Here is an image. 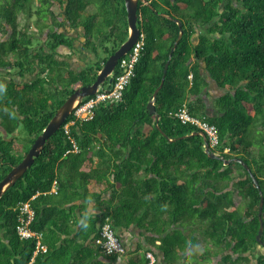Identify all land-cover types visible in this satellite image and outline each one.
I'll list each match as a JSON object with an SVG mask.
<instances>
[{"label": "trees", "instance_id": "trees-1", "mask_svg": "<svg viewBox=\"0 0 264 264\" xmlns=\"http://www.w3.org/2000/svg\"><path fill=\"white\" fill-rule=\"evenodd\" d=\"M147 2L153 9L138 8L143 49L122 100L99 105L92 120L70 127L76 153L64 131L71 114L0 199V264H108L119 257L151 264L148 252L153 264H264L257 241L264 197V0ZM161 14L182 23L171 58L180 28ZM128 35L124 0H0V182L65 100L96 81ZM80 36L96 62L73 70L58 60L59 49L73 50ZM14 75L32 80L17 83ZM206 76L222 92L210 105ZM159 88L152 115L148 104ZM184 108L217 128L219 144L209 149L216 158L193 135L197 126L176 116ZM90 200L100 214L76 219L74 202ZM27 202L35 212L30 228L46 248L37 255V239L21 240L16 229ZM106 222L115 232L138 227L150 249L104 254L96 240Z\"/></svg>", "mask_w": 264, "mask_h": 264}, {"label": "built area", "instance_id": "built-area-1", "mask_svg": "<svg viewBox=\"0 0 264 264\" xmlns=\"http://www.w3.org/2000/svg\"><path fill=\"white\" fill-rule=\"evenodd\" d=\"M143 45L144 35L140 34L138 41L134 44L130 52L119 60L118 72L116 74L114 72L111 75L112 81H107L106 83L101 84L94 95L83 99L73 111L72 115L74 118L71 122L64 125L65 134L73 145L72 152H78V146L70 136V127L77 122L84 123L92 120L95 115V110L99 105L116 103L122 100L126 87L135 75V66L139 61ZM176 116L184 123L191 122L196 125L200 132L205 133L207 137L206 148L208 146L209 149H216L219 144V137L218 130L215 126L200 122L198 119L191 117L188 115L185 108L180 110ZM56 190L57 187L55 182L53 191L56 193ZM35 197L36 196H34L33 199H35ZM34 219L35 212L32 209L30 202L21 204L17 217V234L21 240H30L32 238L37 239L36 251L34 253V255H37L40 250L46 252V248L41 245V242L38 239L39 237L37 238V233L30 228ZM96 243L106 255L123 256L126 252L125 246L120 241L112 224L109 222L101 225ZM147 257L151 259L150 263L153 264L155 259L152 254L147 253ZM30 264H32V262Z\"/></svg>", "mask_w": 264, "mask_h": 264}, {"label": "water", "instance_id": "water-1", "mask_svg": "<svg viewBox=\"0 0 264 264\" xmlns=\"http://www.w3.org/2000/svg\"><path fill=\"white\" fill-rule=\"evenodd\" d=\"M126 12H127V23H128V29H129V35L127 40L119 47V49L109 56L108 60L105 62L103 68L99 71L96 81L89 85V86H83L74 91L72 95H70L64 102V104L56 111L54 117L49 122L43 133L38 136V138L34 141L31 148L23 158V160L16 166L12 167L11 171L7 174V176L0 182V199L2 196L6 193L8 189H10L20 178L23 177V175L30 169L35 159L40 156L42 153L45 144L47 140L54 135L65 123L67 118L73 113V111L77 108V106L81 103V101L87 97H90L94 95L99 86L101 84H104L107 80L109 82L112 81V79H109L111 75L115 72V69L117 67L118 61L124 57L126 54L130 52L134 44L138 41L141 31L138 28V8L139 3L145 4L149 7L151 5L147 2V0H124ZM152 8V7H151ZM153 9V8H152ZM163 17L173 20L175 23L178 24L180 28V35L175 42L171 53L170 58L172 54L174 53L180 39L183 36V30H182V23L179 20L173 19L171 16L167 14H161ZM169 62L166 64L164 74L167 71ZM162 85L160 86V88ZM159 89L156 90L152 101L148 104V110L150 114L155 115L156 109L154 105L155 97L157 96ZM158 121L159 117L156 115V127L158 128ZM163 134V133H162ZM194 136H201L204 140V142H207V137L205 133L203 132H195L193 133ZM166 137V136H165ZM167 138V137H166ZM172 142L173 140H169ZM206 153L209 154V157L211 159L216 158L214 154H211L209 151V148L207 146ZM237 163L241 164L249 173H251V170L249 167L245 164V162L241 159L236 160ZM230 161L226 162V165H229ZM252 179L254 180L255 184L258 185V181L255 179L254 175L251 174ZM264 207V197H261L260 200V206H259V222H260V228L257 234V241L264 247V243L261 240V236L264 232V221L261 217Z\"/></svg>", "mask_w": 264, "mask_h": 264}, {"label": "crops", "instance_id": "crops-1", "mask_svg": "<svg viewBox=\"0 0 264 264\" xmlns=\"http://www.w3.org/2000/svg\"><path fill=\"white\" fill-rule=\"evenodd\" d=\"M82 33V32H79ZM71 35L74 37L78 36V32H71ZM84 41V38L80 36L79 40L74 41V49L70 50L68 48H60L59 53L60 56L58 57L59 61H68L70 63L71 69L75 70H81L82 68L86 67L87 65H91L96 61H93V57H95L93 54L88 55L87 52H83L82 50V42ZM102 55L100 58L102 59ZM99 59V60H101ZM205 76V75H204ZM207 77V76H206ZM15 81L17 83H28L32 80L30 76H25L24 78H19L16 75L13 76ZM208 82V95L205 94V97H209L211 100L209 101L208 105L212 104L219 96L222 95V92L217 88L216 84L213 83L209 77H207ZM211 113H215L212 109L210 110ZM52 193L55 194V191L52 190ZM108 194H106L104 197H107ZM74 205H76V219L81 220L82 214L94 216L99 215V211L96 210V201L90 200L88 202L84 201H75ZM82 211H81V210ZM81 222V221H79ZM72 223V222H71ZM80 224V223H79ZM117 236L119 237L120 241L125 246L126 250L129 252H136V251H147L150 249L149 245L146 244L145 236L146 234L140 230L138 227H131L129 229L124 228H118L116 230ZM145 235V236H143ZM159 244V242H157ZM149 253V252H148ZM151 254V253H150ZM154 257V255H152ZM159 258L161 259L162 256L159 255ZM155 261L156 258L154 257ZM105 263L108 264H126V258L125 257H119L116 261H106Z\"/></svg>", "mask_w": 264, "mask_h": 264}, {"label": "rangeland", "instance_id": "rangeland-1", "mask_svg": "<svg viewBox=\"0 0 264 264\" xmlns=\"http://www.w3.org/2000/svg\"><path fill=\"white\" fill-rule=\"evenodd\" d=\"M118 49H119V48H118ZM118 49H117V50H118ZM117 50H116V51H117ZM116 51H115V52H116ZM93 61H96V58H95V57H93ZM8 78H9V77H6V78H4V80L6 81V80H8Z\"/></svg>", "mask_w": 264, "mask_h": 264}, {"label": "flooded vegetation", "instance_id": "flooded-vegetation-1", "mask_svg": "<svg viewBox=\"0 0 264 264\" xmlns=\"http://www.w3.org/2000/svg\"><path fill=\"white\" fill-rule=\"evenodd\" d=\"M83 52L85 53V52H87V51H84V50H83ZM90 54H91V53H90V52H88V55H90Z\"/></svg>", "mask_w": 264, "mask_h": 264}, {"label": "clouds", "instance_id": "clouds-1", "mask_svg": "<svg viewBox=\"0 0 264 264\" xmlns=\"http://www.w3.org/2000/svg\"><path fill=\"white\" fill-rule=\"evenodd\" d=\"M141 34H142V33H141ZM115 70H116V69H115ZM109 79H111V77H110ZM107 81H109V80H107ZM107 81H106V82H107ZM106 82H105V83H106ZM63 125H64V124H63Z\"/></svg>", "mask_w": 264, "mask_h": 264}]
</instances>
